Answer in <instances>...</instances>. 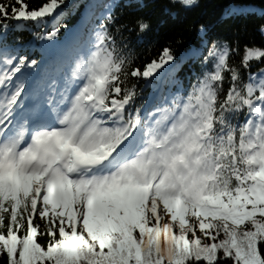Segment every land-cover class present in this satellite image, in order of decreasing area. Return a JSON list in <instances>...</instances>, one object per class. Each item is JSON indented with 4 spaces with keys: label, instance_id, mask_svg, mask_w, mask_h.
Returning <instances> with one entry per match:
<instances>
[{
    "label": "snow or ice",
    "instance_id": "6c2138e0",
    "mask_svg": "<svg viewBox=\"0 0 264 264\" xmlns=\"http://www.w3.org/2000/svg\"><path fill=\"white\" fill-rule=\"evenodd\" d=\"M114 7L0 0V264H264V45Z\"/></svg>",
    "mask_w": 264,
    "mask_h": 264
},
{
    "label": "trees",
    "instance_id": "16d2710c",
    "mask_svg": "<svg viewBox=\"0 0 264 264\" xmlns=\"http://www.w3.org/2000/svg\"><path fill=\"white\" fill-rule=\"evenodd\" d=\"M39 5L44 0H29ZM69 4L76 0H68ZM114 11L122 22L137 18L150 24V31L140 37L137 44L145 59L141 66L160 55L162 49L171 44L175 50L177 62L181 56L199 46L201 36L200 25H205L213 39L233 41L237 38L241 44L264 45V33L260 26L264 24V0H198L191 8H183L171 3V0H114ZM249 9L244 14L227 15L229 9ZM79 16L73 17L70 23H76ZM27 35V34H25ZM182 42L177 43V39ZM187 67L179 74L183 77ZM152 94L151 88L145 89V98Z\"/></svg>",
    "mask_w": 264,
    "mask_h": 264
}]
</instances>
